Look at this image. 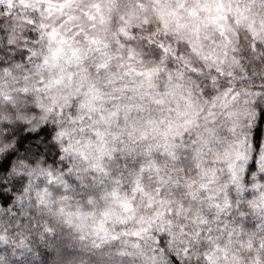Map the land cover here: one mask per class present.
I'll return each mask as SVG.
<instances>
[{
	"label": "clouds",
	"instance_id": "1",
	"mask_svg": "<svg viewBox=\"0 0 264 264\" xmlns=\"http://www.w3.org/2000/svg\"><path fill=\"white\" fill-rule=\"evenodd\" d=\"M61 3L0 0V97L12 98L0 99V162L8 151L17 152L7 174L11 180L21 171L20 158L27 155L35 160V165L25 160L27 168L42 179L37 182L29 175L26 183L52 193L48 209L26 206L11 225L12 215L0 208L8 234L6 244H0V260L4 264H106L107 253L82 245L76 229L53 213L52 205L63 201L64 207L70 204L94 212L88 225L109 210L104 219L115 230H132L139 222V227L157 234L173 233L185 246L192 241L187 264H257L258 255L264 264L260 248L264 243V129L253 168L256 150L246 122L251 105L245 100L255 96L244 94L245 89L264 90V0H181L179 5L175 0H80L63 12ZM96 5L103 21L98 16L88 35L96 38L100 51H88V43L77 37L72 46H79L85 61L80 75L70 82L68 73L76 71L74 67L70 69L64 60L56 67L44 65L42 58L50 45L57 47L64 37L70 56L73 28H89L84 12ZM237 5L250 10L246 19L237 17ZM69 7L81 9L75 20L67 18ZM217 8L222 14L227 11L226 18L219 26L205 27L206 10L215 15ZM173 9L177 15L169 16ZM189 9L199 12V17L190 16ZM178 17L180 27L175 23ZM53 32L54 39L49 36ZM104 62L109 66L97 73L95 65ZM61 77L62 82L55 84ZM41 78L44 84L38 88ZM141 82L143 93L151 83V95L143 102V111L132 112L128 126L132 135H122L121 125L114 133L119 139L99 145L103 152L97 150L102 137L91 133L103 128L99 118L103 102L93 110L92 93L87 90L95 84L110 100L114 87H137ZM228 86L240 94L225 97ZM73 119H83L88 131L74 135L67 144L59 142L60 130ZM45 122L47 134L32 138ZM105 155L108 158L102 160ZM47 170L57 177L51 184ZM113 191L117 197L110 195ZM120 200L134 205L135 221L117 222L118 216L127 215ZM182 232H186L183 237ZM180 251L183 264V248Z\"/></svg>",
	"mask_w": 264,
	"mask_h": 264
},
{
	"label": "snow or ice",
	"instance_id": "2",
	"mask_svg": "<svg viewBox=\"0 0 264 264\" xmlns=\"http://www.w3.org/2000/svg\"><path fill=\"white\" fill-rule=\"evenodd\" d=\"M177 5L181 3V0H175ZM80 0H63V3L60 4V9L63 12L66 6L78 5ZM81 11L79 7L73 10L69 7L67 18L69 20L76 19V12ZM208 11L207 20L205 27H209L213 24L219 26L221 22L226 18L227 11L223 14L221 9H216V14L213 15L211 10ZM250 11L247 8H240L237 5V17L243 16L247 18L246 13ZM188 13L192 17H199V12L195 9H189ZM169 16L177 15L175 9L167 13ZM84 15L87 16L89 21V28L85 29L82 27H74V35L71 37L72 44L69 45L71 55L69 56L65 52L64 44L67 40V37L61 38L59 45L57 47L48 48V54L44 55L42 58V63L44 65L51 64L52 67H56L61 60L69 66V68H75L76 71H69L68 79L71 82L74 78L80 75L79 69L81 64L84 63L85 57L82 55L81 49L79 46H72L76 43L77 37H83V40L88 43V51L99 52L100 47L95 37H90L88 33L91 31V28L95 27V22L97 17H100L101 22L103 21V12L100 9L99 5H96L94 10L85 11ZM203 19V18H201ZM237 19V23H239ZM2 23V21H0ZM147 23V21H145ZM176 26L180 27L181 19L178 17L175 21ZM187 27V24L184 25ZM199 25H196V32L199 33ZM120 32L124 35H127L124 28L120 29ZM51 38H55V34L49 33ZM162 50L164 49L163 44L159 46ZM134 56L133 52H129L128 59L131 60ZM108 63H99L96 64V71L99 73L102 69L108 67ZM0 67H3V61H0ZM155 70V69H154ZM136 74L143 75V72L137 71ZM125 76L128 75V72L124 73ZM151 72H149V76ZM221 75L223 73L221 72ZM231 79V75H229ZM63 80V77L60 79L54 80V83L59 85ZM44 84L43 79H40L38 88ZM50 87V85H49ZM151 83L148 85V92L143 93L144 84L141 82L137 87H132L128 84L119 85L114 87V95L110 100H105L102 89L95 84L91 85L87 90L92 93V100L90 104L95 110V105L97 102H103V106L99 109V118L103 122V128L98 131H93L91 135L95 137H102V139L97 141V150L103 152L102 148L98 146L103 144L107 146L110 139L118 140L119 136H116L115 128L124 126L125 132L129 136L132 135V132L129 130V121L132 115V112L140 113L143 111V102L148 99L151 95ZM79 90V89H78ZM25 93L28 91L27 88L23 90ZM143 93L138 95L137 93ZM229 93H235L239 95V92L228 86L224 92V96L227 97ZM245 96L254 95L255 99L245 100L246 104H250L251 107L248 110V116L246 117V122L248 123V128L252 135V147L256 152L252 156V167L256 165V153L260 151V136L262 129H264V90H253L249 92L247 89L244 90ZM235 98V97H233ZM0 99L11 100L9 97H0ZM71 103V100H69ZM62 112V109H61ZM151 123V119L147 121ZM134 123V122H133ZM115 126V127H114ZM55 131V128L53 129ZM88 130L83 126V119L77 121L73 119L70 123V126L63 128L59 132V142L67 144L68 141L72 139L74 135H79L85 133ZM209 135H213L212 129L206 130ZM41 133L47 134V122L45 126L41 127L39 132L32 138H38ZM31 136V133L29 134ZM178 135H183V133H178ZM67 137V139H65ZM49 138L51 136L49 135ZM6 139H11L7 137ZM247 139V137H245ZM207 141H205L206 143ZM83 144V141H80ZM123 143V141H121ZM193 145H196V141H192ZM22 147V145H21ZM52 147H56V144H53ZM87 147V146H86ZM167 147V145L165 146ZM67 151V149H62ZM57 155H60V152H57ZM17 156L15 150L8 151L7 154L3 157V162H0V174H3L4 178H0V208L5 210V215H12V219L8 221V224H12V220L15 219V216L19 214V210L24 207L31 208L33 205H38L41 208L48 209L49 201L52 196V193L49 192L47 188L40 190L35 187L31 182L26 183L29 180V175L33 176L37 182L42 179V176L36 175L34 171L27 168V165L24 163L27 160L28 165H35V160L28 159L27 155L19 160V169L21 170L18 174H14L11 180L7 179V174L13 166V157ZM105 155L103 159H107ZM67 167V165H65ZM103 168V163L100 165ZM42 173L44 169L40 170ZM48 180L47 183L51 184L54 180H57L51 170L46 171ZM233 178L235 179L236 173L233 172ZM77 178H79V173H77ZM137 185L139 181H136ZM67 189V184L64 185ZM135 191V188L133 189ZM111 196L117 197L118 194L113 191L110 193ZM65 200L68 198L65 197ZM63 201L60 202V206L55 204L52 205L53 213L59 216L64 223H66L70 228L76 229V233L79 237L82 245H89L93 249L100 250L102 253H107L106 264H182L181 260V251L183 248V264H187L189 258V252L193 246L192 241H188V245L185 246L183 241H177L176 236L168 231H163L157 234L155 231H150L149 227H139V222H137V227L128 230L127 228L121 230H115V225L109 227V221L104 219L110 215L109 210H104L101 213V218L96 220L92 225H88L87 219L89 216H95L94 212L86 211L85 209L77 208L73 209L69 204L67 207L63 206ZM119 204L123 209V212L127 215H122L117 217V222L123 225H126L129 221H135V207L128 200H120ZM151 206V205H150ZM24 223V220L21 219L20 225ZM20 225H16L18 228ZM7 225H4V217L0 216V244H6L8 239V234L5 231ZM186 232L181 233V237L185 236ZM252 246V241H249V247ZM218 247V246H217ZM261 249H264V243L260 245ZM0 264H4V261L0 260ZM257 264H261L260 256H257Z\"/></svg>",
	"mask_w": 264,
	"mask_h": 264
}]
</instances>
